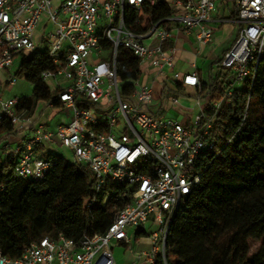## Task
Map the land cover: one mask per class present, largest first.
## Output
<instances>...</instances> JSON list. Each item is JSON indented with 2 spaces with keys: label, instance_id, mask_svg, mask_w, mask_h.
I'll list each match as a JSON object with an SVG mask.
<instances>
[{
  "label": "built area",
  "instance_id": "1",
  "mask_svg": "<svg viewBox=\"0 0 264 264\" xmlns=\"http://www.w3.org/2000/svg\"><path fill=\"white\" fill-rule=\"evenodd\" d=\"M219 0H0V71H9L14 58L37 51L40 44L53 68L40 73L52 94L48 106L68 110L54 130L34 123L26 109H18L20 97L0 95V122L12 130L30 128L31 135L18 143L4 144L15 156L14 175L27 181L43 179L57 165L54 150L67 148L71 165L90 171L93 194L89 207L109 186L124 187V201L102 233H84L79 241L64 234L44 235L17 257L0 251V264H115L112 246L130 247L138 234H146L147 249L137 253L144 264H167L166 240L172 218L182 201L199 182L193 174L196 157L214 146L215 115L225 99L206 105L184 120L157 115L150 105L153 83L180 84L202 93L198 71L176 69L171 44L176 34L193 37L197 53L213 39L211 23L234 21L239 25L230 47L218 60L233 80L225 96L252 81L264 58V0H234L236 15L215 20ZM165 10L167 11L165 13ZM41 46V45H40ZM136 60L134 75L122 78L121 51ZM121 68V69H120ZM123 68V69H122ZM150 79V81L148 80ZM16 82L9 76L7 85ZM250 86V85H249ZM174 88V89H175ZM176 89L166 93L177 105ZM56 102V104H54ZM47 155L51 156L48 158ZM150 223L153 230L148 231ZM134 229V234L130 230Z\"/></svg>",
  "mask_w": 264,
  "mask_h": 264
},
{
  "label": "trees",
  "instance_id": "2",
  "mask_svg": "<svg viewBox=\"0 0 264 264\" xmlns=\"http://www.w3.org/2000/svg\"><path fill=\"white\" fill-rule=\"evenodd\" d=\"M230 1V15L234 17L236 7L234 0ZM121 54L122 67L133 68L130 72L119 70L125 79L134 75L136 60L126 50ZM53 67L45 50L22 56L16 75L31 82L33 90L20 97L18 109L32 113L39 102L52 99L40 73ZM219 67L222 70L209 84H202L203 94L198 95L207 101V113L212 112L213 101L225 99L215 115L214 146L196 157L193 174L200 173V179L172 218L166 240L167 264H264V247L240 256L249 248L250 239L261 240L264 246V58L257 63L252 81L246 80L230 96L225 93L233 74ZM176 87L179 92L183 88L180 84ZM1 130L9 133L12 125L2 121ZM52 157L57 159L52 171L41 180L27 181L14 175L12 152L0 154L2 254L17 257L44 235L61 233L79 241L84 233H102L114 211L123 206L118 193L124 187L117 185L109 186L105 203L101 192L89 207L85 206L84 200L93 194L90 171L67 163L59 155ZM66 170L82 180L83 188L65 184L59 190L49 186L50 178Z\"/></svg>",
  "mask_w": 264,
  "mask_h": 264
},
{
  "label": "crops",
  "instance_id": "3",
  "mask_svg": "<svg viewBox=\"0 0 264 264\" xmlns=\"http://www.w3.org/2000/svg\"><path fill=\"white\" fill-rule=\"evenodd\" d=\"M233 7L230 0H219L217 9L213 12L212 17L215 20L219 19H225L226 17H229L230 19H233L234 17H231V11ZM224 22H230V21H224ZM217 24H220L222 22H215ZM238 31V29H237ZM214 37V36H213ZM236 37V36H235ZM234 37V39H235ZM216 39V38H215ZM215 39H212V41L207 44L205 47L200 49V51L197 53L198 46L194 42V39L192 36L187 35L183 32H179L176 34V37L174 41L171 43L175 48V59H176V69L179 71H189L193 67H195L199 74V79L201 84H209L212 77L217 74V70L213 72L212 70V63L208 65L207 74H205L202 69H200L197 65V59L201 54H208L211 51V47L214 44ZM233 37H227L223 42L219 45L218 49V59L216 60V63L218 65V60L223 55V53L230 47V45L234 41ZM215 51V50H214ZM17 57L14 58L13 64L9 71H0V93L3 89L8 87L7 81L10 75L14 74L16 75V70L13 68L14 62ZM157 84V85H156ZM154 89V99L153 103L150 105V109L154 114L157 115H163V116H171L175 117L179 120H184L186 122L187 126H190L191 124V118L189 115L193 114V107H197L198 111L200 109V106H204L207 104V101L197 95V91L193 87H184L179 92L177 88H175L178 104H173L170 99L167 97L168 95L165 94L166 90L169 88L172 91L175 89L172 88V86L167 83V89H163V83L155 82L152 84ZM158 86V87H155ZM1 95V94H0ZM28 96V95H27ZM22 97V96H21ZM189 102L193 103V107L188 108ZM205 102V103H203ZM54 108L58 109V111L64 112V118L70 117V113L68 110L65 109H59V107L53 106ZM51 106H48L46 102H39L34 112L30 113L34 119V123H44L49 129L54 130L57 126V124L63 120L60 119L56 122H53L54 115H51ZM31 130L30 128L23 127V129L11 132H6L1 130L0 131V137L2 138V143L0 147V154H4L2 146L6 143L8 144H14L18 143L21 140H24L25 138L30 137ZM61 155V154H60ZM149 226L150 223H149ZM130 234H134V229H131ZM139 237L137 240L133 239V242L130 244V247L125 246L124 244H118L112 246V256L114 258L115 264H125L124 258L119 260L116 259L114 256H132V260L128 261V264H144V262H140V260L136 259L137 253L141 250L147 249L149 246V243L146 247H142L139 250L133 251V246H138L140 243V239L142 236H147L146 234H138ZM137 248V247H136ZM114 249H117V253L114 252ZM138 249V248H137Z\"/></svg>",
  "mask_w": 264,
  "mask_h": 264
},
{
  "label": "rangeland",
  "instance_id": "4",
  "mask_svg": "<svg viewBox=\"0 0 264 264\" xmlns=\"http://www.w3.org/2000/svg\"><path fill=\"white\" fill-rule=\"evenodd\" d=\"M227 18V17H226ZM229 19V17L227 18ZM232 20V19H230ZM239 25L237 23H235L234 21H230V22H222L220 24L217 23H211V28L213 29V39H215L214 44L211 47V51L208 54H201V56L198 57L197 59V65L200 69H202V71L207 74V70H208V65L210 63H212L211 67L213 72H215L216 70H222L216 63V60L218 59L217 57H219L218 55V47L219 45L223 42V40H225L227 37H234L237 34V29H238ZM36 49L38 50H43L48 44L46 42H43L40 44L39 39L41 36V32L39 31V28L36 31ZM41 45V46H40ZM215 50V51H214ZM22 56H17L13 68L17 69L20 63ZM150 81V79H148ZM157 85V84H156ZM155 87H158L156 86ZM33 90V85L31 82H29L24 76H17L16 75V82L12 85V86H8L5 89H3L1 91V96L3 98H9V97H21V96H27L30 95L32 93ZM205 103V102H203ZM189 106H187L188 108L193 107V103L189 102L188 103ZM198 113V108L195 106L193 107V114ZM51 115H54L53 117V122H56L62 118H64V112L62 111H58V109L56 108H51ZM54 152L61 154L65 157V159L67 160V163H69L72 160V154L71 152L64 147L61 148H56L54 150ZM48 184L50 187H54L57 189H64L62 188L65 184L69 185V186H74V187H79V188H83V182L81 180H78V178L75 176V173H73L70 170H66L61 172L57 177H52L48 180ZM183 204V203H182ZM147 230H153V226H149V224L147 225ZM140 243L138 246H133V251L139 250L140 248H144L148 245L149 240L147 236H142L140 239ZM138 249H137V248ZM262 247V243L261 240H254V239H250V246L247 250H245L244 252H242L240 254V256H245L247 254L253 253L258 251L259 249H261ZM117 249H114V252L117 253ZM116 257V259L118 260V262H120L119 260L123 259L125 260V264H128V261L132 260V256H114ZM140 262H142V259L140 260Z\"/></svg>",
  "mask_w": 264,
  "mask_h": 264
}]
</instances>
